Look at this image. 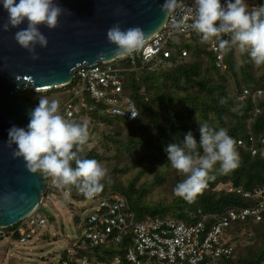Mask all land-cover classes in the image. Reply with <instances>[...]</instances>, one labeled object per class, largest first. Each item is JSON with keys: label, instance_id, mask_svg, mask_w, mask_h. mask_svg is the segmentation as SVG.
<instances>
[{"label": "trees", "instance_id": "trees-1", "mask_svg": "<svg viewBox=\"0 0 264 264\" xmlns=\"http://www.w3.org/2000/svg\"><path fill=\"white\" fill-rule=\"evenodd\" d=\"M259 1L264 4V0ZM187 36L194 40L193 45L183 41ZM209 45L210 42L202 43L199 35L174 37L169 44L174 59L179 60L182 51L187 52L188 57L180 59L173 67H163L156 71L149 67L143 68L140 64L132 70L127 58L118 61L115 66L129 69L124 78V96L138 108V117L133 121L102 113L105 106L96 104L86 95L87 102L97 107L96 112H89L90 122L102 124L110 133L102 134L101 142L91 147L90 138L82 146L80 155L96 159L107 169V176L102 181L104 189L98 194L99 197L117 194L127 200L128 212L136 222L169 218L174 222L191 224L200 218L197 216L198 211L209 216L222 215L231 208H248L257 204L259 199L255 196L246 200L238 196L236 191L264 189V156L261 153L254 155L250 144L252 136L260 140L264 135V73H258L259 69L264 71V66H256L247 53L241 54L233 48L225 54L227 69L220 70L215 67V56ZM79 84L77 77L69 86L61 89L43 93L28 89L20 95V100L37 106L40 96L51 99L55 94L66 96L69 92V97L60 106L62 108L74 99ZM245 92L249 94L244 96ZM72 102L77 104L78 99ZM115 118L127 124L110 122V119ZM197 121L207 122L217 130L227 129L228 134L237 142L240 164L225 175L214 169L211 175L215 178L210 179L192 201H186L173 192L175 185L184 177L171 167L164 149L169 143H182L189 131L199 142ZM72 166L75 167L74 162ZM218 167L217 164L216 169ZM146 177H150V180ZM225 183L233 185L230 192L215 191L217 186ZM151 186L165 197L163 202H147ZM75 195L78 202L88 200L85 196ZM154 205L162 209L152 212L158 209ZM83 213L75 214V225H80L78 221L84 216ZM211 223L210 219L207 226L210 227ZM232 224L234 232H241L255 223L249 218ZM13 229H9L7 234ZM255 231V243L248 246L240 244L232 258L223 264H261L264 261V212ZM40 236L45 238L46 233ZM113 243L107 246L111 247ZM107 246L96 251L95 256L100 260L112 258L110 252L113 249ZM84 253L91 256L88 252Z\"/></svg>", "mask_w": 264, "mask_h": 264}, {"label": "clouds", "instance_id": "clouds-1", "mask_svg": "<svg viewBox=\"0 0 264 264\" xmlns=\"http://www.w3.org/2000/svg\"><path fill=\"white\" fill-rule=\"evenodd\" d=\"M2 3L7 12L3 30L19 29L14 39L30 53L31 59H39L36 46H48V39L39 26L55 29L65 9L54 0H19L18 3L2 0ZM179 7L178 0H164L161 6V12L166 14L165 21L171 18L174 30L190 27L202 43L215 39L219 52L227 54L235 48L241 54L247 53L256 66H264V4L249 8L246 0H226L223 5L221 0H194L190 25L186 24V17L175 18ZM25 21L26 27L21 28ZM107 39L116 46L114 55H127L142 49L147 36L139 26L122 28L117 22L107 30ZM59 108L58 100L40 96L38 105L28 114L27 128L13 126L9 129L7 146L16 145L12 156L22 157L29 171H39L63 185H74L86 198L92 199L103 191L102 181L107 169L96 159L80 155L82 146L90 139L88 123L66 119ZM198 124L199 142L189 131L182 143L172 142L164 149L171 167L184 177L173 192L186 201H192L207 182L215 178L211 175L214 169L225 175L240 164L237 142L227 129L217 130L207 122ZM239 208L245 207L231 209Z\"/></svg>", "mask_w": 264, "mask_h": 264}, {"label": "built area", "instance_id": "built-area-1", "mask_svg": "<svg viewBox=\"0 0 264 264\" xmlns=\"http://www.w3.org/2000/svg\"><path fill=\"white\" fill-rule=\"evenodd\" d=\"M164 2V0H161ZM180 7L175 14L176 19L186 17V24H191V12L194 0H178ZM226 0H221L223 5ZM181 35H198L190 27L183 31H176L171 27V18L165 26L151 37L145 46L132 54L117 59L111 63H102L94 67H81L75 72L74 80L78 77L82 85L81 90L76 93L74 99H79L77 104L71 100L59 111L69 120L86 122L84 117L89 118V112H96L97 107L90 105L83 94L88 95L96 104L104 105L102 113L110 117H121L133 121L138 117L135 104L124 96L125 75L129 69L115 66L118 61L127 58L132 70L139 67L152 71L163 67H173L181 60L188 57L187 52L182 51L179 60L174 59V52L169 48L171 39ZM222 38L228 39V36ZM210 49L214 57L215 67L226 70L225 54L217 50L215 39L210 42ZM73 80V81H74ZM247 93V92H246ZM261 94V92H259ZM135 117H133V115ZM91 120V119H90ZM81 122V123H82ZM90 124H92L89 121ZM98 129L103 128L97 124ZM108 129V128H106ZM105 134V130L101 132ZM253 154L261 153L264 156V135L257 140L250 138ZM93 144L91 143L89 147ZM46 181V190L41 198L40 208L30 218L23 222L0 230V240L8 239L12 242L25 244L41 237L47 226L42 206L57 194L64 196L71 189V185H63L55 178L41 173ZM232 187H229V191ZM77 196H84L77 188ZM236 194L252 199H259L253 207L230 209L223 215H204L202 211L197 212L198 220L194 223L174 222V220L156 219L151 222H136L134 218L122 212L127 200L115 194L113 196L88 199L91 205L89 209H95L91 215H84L80 219L79 241L74 239L67 243L59 251L60 260L58 264H223L230 259L234 248L229 244L227 237L228 228L236 221L252 219L258 223L264 212V189H254L248 192L236 191ZM80 203V202H79ZM82 203V202H81ZM87 212V210H86ZM212 220L211 226L207 222ZM82 220V221H81ZM14 228L10 234L7 231ZM124 240L126 246L120 256L112 257L110 260H100L98 256L91 257L84 252L100 250L107 246L108 249L118 252ZM102 257V255L100 256Z\"/></svg>", "mask_w": 264, "mask_h": 264}, {"label": "water", "instance_id": "water-1", "mask_svg": "<svg viewBox=\"0 0 264 264\" xmlns=\"http://www.w3.org/2000/svg\"><path fill=\"white\" fill-rule=\"evenodd\" d=\"M18 3L19 0H16ZM65 9L55 29L40 25L48 46H36L39 59L14 39L19 29L4 31L7 12L0 0V229L13 227L40 208L46 181L37 171L28 170L23 158H13L7 146L11 127L27 128L29 112L36 106L20 100L32 89L48 92L69 86L81 67L111 63L126 55H114L115 45L107 30L115 23L122 28L139 26L146 42L166 24L161 0H54ZM27 21L20 25L26 27Z\"/></svg>", "mask_w": 264, "mask_h": 264}, {"label": "rangeland", "instance_id": "rangeland-1", "mask_svg": "<svg viewBox=\"0 0 264 264\" xmlns=\"http://www.w3.org/2000/svg\"><path fill=\"white\" fill-rule=\"evenodd\" d=\"M246 3L248 4L249 8L261 5L259 0H246ZM189 37L190 36L185 37L183 41L187 43V45H193L194 40ZM173 43L175 42L173 41ZM258 73L260 75L263 74L264 71L259 69ZM81 87L82 85L80 83L79 87L74 92L75 95L81 90ZM83 96L86 97V94H83ZM68 97L69 92L66 93V96L55 94L50 100H58L61 106ZM79 101L80 100L78 99V102ZM80 119L82 118H79L78 122H82L80 121ZM85 119L89 126L90 138L93 145H97L101 142L102 131L105 130L106 134L110 133V130L106 129L105 127L98 129L97 124H90V118L84 117L83 120ZM110 122H122L124 123V125L127 124L125 121L118 120L117 118L110 119ZM147 179L150 180V177H148ZM122 185L124 187V184ZM232 186L233 185L229 183L220 184L216 187L215 191H229V187ZM75 190L76 187L74 185H71V189L67 194H64V196H60L56 193L52 201L46 202L42 206V211L47 221V226L43 230V233H46L45 238L36 237L33 241L25 244H20L19 242L17 243V241L11 243L9 238L0 240V264H58L60 260L59 251L67 243V241L72 239H74L76 243L79 241L80 229L79 225H75L74 223L75 214H81V212L84 211V215H91L95 211V209H89V206L91 205L89 202L81 203L79 201V203L78 201H76ZM164 198L165 197L162 196L161 192L158 189L152 186L149 188L146 197V199L148 200L147 202L151 204L153 202H163ZM154 207L158 209L152 210V212L162 209L159 208V205H154ZM128 210L129 209L126 203V206L122 209V212L127 216L132 217ZM78 223L80 222L78 221ZM255 226L256 224L250 225L249 228L240 230L241 232H235L240 236L237 243V248L242 243L247 246L253 245L255 243ZM261 264H264V261Z\"/></svg>", "mask_w": 264, "mask_h": 264}, {"label": "crops", "instance_id": "crops-1", "mask_svg": "<svg viewBox=\"0 0 264 264\" xmlns=\"http://www.w3.org/2000/svg\"><path fill=\"white\" fill-rule=\"evenodd\" d=\"M254 205H255V204L251 205V207H253ZM253 222H254V221H253ZM254 223H255V222H254ZM255 224H259V222H258V223H255ZM227 233H228V236H227V237L230 238L229 244L234 248V253H235V251H236V247H237V243H238V240H239V239H238V238H239V235H237V234L233 231V224L228 228ZM40 238H41V237H40ZM122 243L125 244L124 240L122 241ZM124 248H125V247H124ZM124 248L120 249L118 252L112 251V252H110V255H111L112 257L120 256L121 253L123 252ZM96 251H98V250H92V251H89L88 253L91 255V257H95V253H96ZM233 255H234V254H233ZM231 258H232V257H231ZM231 258H230V259H231ZM230 259H227V260H225L224 262L229 261ZM224 262H223V263H224Z\"/></svg>", "mask_w": 264, "mask_h": 264}, {"label": "bare ground", "instance_id": "bare-ground-1", "mask_svg": "<svg viewBox=\"0 0 264 264\" xmlns=\"http://www.w3.org/2000/svg\"><path fill=\"white\" fill-rule=\"evenodd\" d=\"M249 93L247 92H245L244 93V96H247ZM135 107H136V105H135ZM136 109H137V111H138V108L136 107ZM126 246V244H124V243H121V244H118V245H116V247H121V248H124ZM102 257H107V255H102Z\"/></svg>", "mask_w": 264, "mask_h": 264}]
</instances>
